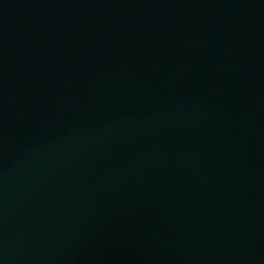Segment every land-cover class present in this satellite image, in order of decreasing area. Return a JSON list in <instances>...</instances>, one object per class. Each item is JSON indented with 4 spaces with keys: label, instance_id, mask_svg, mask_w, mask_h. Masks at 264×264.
I'll use <instances>...</instances> for the list:
<instances>
[{
    "label": "water",
    "instance_id": "1",
    "mask_svg": "<svg viewBox=\"0 0 264 264\" xmlns=\"http://www.w3.org/2000/svg\"><path fill=\"white\" fill-rule=\"evenodd\" d=\"M0 264H264V0H0Z\"/></svg>",
    "mask_w": 264,
    "mask_h": 264
}]
</instances>
